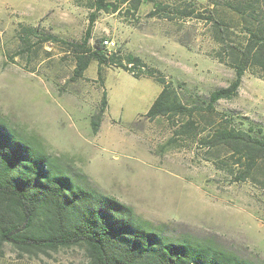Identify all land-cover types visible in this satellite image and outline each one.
<instances>
[{
  "label": "rangeland",
  "instance_id": "rangeland-1",
  "mask_svg": "<svg viewBox=\"0 0 264 264\" xmlns=\"http://www.w3.org/2000/svg\"><path fill=\"white\" fill-rule=\"evenodd\" d=\"M225 1L142 0L135 13L101 11L90 25L89 0H0V120L138 217L264 264V161L237 180L230 150L203 141L220 124L264 130V80L247 70L235 96L196 111L195 127L177 135L186 116H145L161 83L111 65L102 67L101 82L94 60L75 78L66 44L80 42L89 28L90 44L114 40L108 52L139 56L173 82L186 104L205 105L232 81L236 48L246 37L243 20ZM186 2L205 15L212 10V21L171 7L150 15L156 5ZM30 26L36 32L26 34L22 28ZM47 34L57 41H39ZM103 94L106 109L93 133L90 117ZM5 250L16 253L7 243ZM36 264L88 259L85 247L75 245L40 254Z\"/></svg>",
  "mask_w": 264,
  "mask_h": 264
},
{
  "label": "trees",
  "instance_id": "trees-1",
  "mask_svg": "<svg viewBox=\"0 0 264 264\" xmlns=\"http://www.w3.org/2000/svg\"><path fill=\"white\" fill-rule=\"evenodd\" d=\"M141 3L142 0H89L92 9L89 24L101 11L124 9L135 13ZM225 5L243 20L246 37L236 48L231 64L232 81L213 90L205 105L204 101L186 104L173 82L139 56H118L108 52L102 43L90 44L89 28L80 42H66L74 57L73 77H83L92 60L97 62L101 82L104 65L120 67L137 77H151L161 83L162 89L145 116L155 119L184 115L187 120L176 134H187L195 127L193 114L212 111L220 99L235 96L247 70L264 80V0H226ZM167 7L183 17L213 19L212 10L205 15L187 2L179 6L156 5L150 15ZM213 23L219 31V22ZM22 29L26 34L36 32L33 26ZM38 39L57 41L51 34ZM106 105L103 94L98 109L90 117L93 133L100 128ZM221 125L203 141L207 146H224L230 150L232 164L240 169L235 179H245L264 161V130L255 133L251 127L243 130ZM5 243L15 249L16 256L34 259L61 247L82 245L88 264H262L239 257L211 241L170 233L164 224L156 225L138 217L129 205L83 185L39 143L0 120V255Z\"/></svg>",
  "mask_w": 264,
  "mask_h": 264
},
{
  "label": "crops",
  "instance_id": "crops-1",
  "mask_svg": "<svg viewBox=\"0 0 264 264\" xmlns=\"http://www.w3.org/2000/svg\"><path fill=\"white\" fill-rule=\"evenodd\" d=\"M0 264H36V259L26 256L18 257L16 253L5 250L0 255Z\"/></svg>",
  "mask_w": 264,
  "mask_h": 264
},
{
  "label": "built area",
  "instance_id": "built-area-1",
  "mask_svg": "<svg viewBox=\"0 0 264 264\" xmlns=\"http://www.w3.org/2000/svg\"><path fill=\"white\" fill-rule=\"evenodd\" d=\"M103 44L105 45V47L111 49L112 47L115 46V41L114 40L105 39V40H103Z\"/></svg>",
  "mask_w": 264,
  "mask_h": 264
}]
</instances>
